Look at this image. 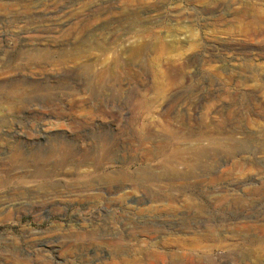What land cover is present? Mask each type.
<instances>
[{"label":"rangeland","instance_id":"374dc122","mask_svg":"<svg viewBox=\"0 0 264 264\" xmlns=\"http://www.w3.org/2000/svg\"><path fill=\"white\" fill-rule=\"evenodd\" d=\"M36 78L35 107L0 101V264H264V0H0V96Z\"/></svg>","mask_w":264,"mask_h":264},{"label":"bare ground","instance_id":"6f19581e","mask_svg":"<svg viewBox=\"0 0 264 264\" xmlns=\"http://www.w3.org/2000/svg\"><path fill=\"white\" fill-rule=\"evenodd\" d=\"M2 10V9H1ZM97 11V10H96ZM3 12V11H2ZM7 13V12H6ZM6 13H4L5 15H6ZM8 13H9V11H8ZM20 13V12H19ZM21 13H23V12H21ZM25 13V12H24ZM259 14V13H258ZM253 15V14H252ZM32 16V15H31ZM263 16V15H262ZM94 17V16H93ZM29 18V17H28ZM55 18V16L54 15H50L49 17H47L46 19L47 20H53ZM34 19V18H33ZM45 19V18H44ZM43 19V20H44ZM58 19V18H57ZM29 20V19H28ZM31 20V19H30ZM30 22V21H29ZM87 22V21H86ZM89 22V21H88ZM90 23V22H89ZM68 25L66 22H64V23H61V24H57V25H51L50 27H46L45 28V31L44 32H46V33H51V32H56L57 31V29H59L60 27H63V26H65V25ZM87 24V23H86ZM86 24H85V26H83V28L84 27H86ZM88 25V24H87ZM17 30H19V29H23L22 27H17L16 28ZM34 29H37V27H35ZM86 29V28H85ZM89 30V29H88ZM42 31V30H41ZM40 31V32H41ZM83 31H85L84 29H83ZM84 33V32H83ZM87 33V32H86ZM88 34V33H87ZM86 35V34H85ZM89 35H92L93 36V33L92 34H89ZM145 35V34H144ZM91 39V38H90ZM137 39V38H136ZM137 41V40H136ZM144 45H142V41H140L139 43L137 42L136 43V45L135 46H133V47H131L130 49H129V52H130V55H131V57L133 58V59H136V58H139L141 55H142V52L144 51ZM128 52V51H127ZM76 58L78 59V57L76 56ZM73 60H75V58H73ZM138 60V59H137ZM133 61V60H132ZM99 62V61H98ZM97 62V63H98ZM131 62V61H130ZM92 64V63H91ZM91 64H83V65H80L79 66V70H80V74H86V76H88V79H87V81H85L86 82V90L89 92V93H91V92H93L94 90H96V92H97V89H104V87H105V85L109 82V80L112 78V76H113V71L115 70V69H123V62H121L120 60H119V58H114L113 60H112V62H111V64H109V65H107L106 66V68L104 67L103 68V65H100V63H98L97 64V66H99V67H97V69H95L94 67L96 66V65H91ZM63 65V64H62ZM94 68L95 69V71L93 70V72L91 73L90 72V70L92 71V69L91 68ZM41 68V67H40ZM19 71V70H18ZM44 71L45 70H39V72L37 73V75L36 76H34V78L35 77H42L44 74ZM79 72V71H78ZM89 73H91V74H89ZM111 74H112V76H111ZM46 75V74H45ZM83 76H85V75H83ZM135 76V75H134ZM138 77V75H137V73H136V76L134 77L135 79H138L137 78ZM140 77V76H139ZM33 78V77H32ZM117 79V78H116ZM134 79V80H135ZM42 80H43V77H42ZM84 80H86V79H84ZM14 81V80H13ZM47 81V80H46ZM17 84L16 85H14L13 86V90L12 91H8L7 93H5V95L4 96H0V101H1V103H4L5 105H7V106H9V105H12L13 104V102H17V103H21V106H24V109L26 108V107H28L29 105L31 106V104H32V106L33 107H35L33 104H34V102H36V101H38V100H40V99H44V96L45 95H43L42 96V94H41V92L42 91H47V88L46 89H43L41 86H40V84H41V81H40V79L38 80V78H36V80L35 81H20L19 83L17 82V81H15ZM44 83V82H43ZM13 84V83H12ZM11 84V85H12ZM15 84V83H14ZM43 86H44V84H42ZM47 85V84H46ZM11 87V86H10ZM47 87H48V85H47ZM9 89V88H8ZM1 90V89H0ZM103 90H101V92H102ZM104 91H106V90H104ZM95 91H94V93H96ZM98 93H100L99 91H98ZM104 93V92H103ZM50 95H52V94H50ZM95 95V94H94ZM96 95H97V93H96ZM100 95H101V93H100ZM101 96H104V95H101ZM49 97V96H48ZM52 97V96H51ZM92 97V96H91ZM97 97V96H96ZM47 98V97H46ZM51 100V99H50ZM55 99H54V97H53V101H54ZM52 101V102H53ZM56 101V100H55ZM39 102H42V101H39ZM51 102V101H50ZM85 102L86 101H84V99H83V101H81L80 103H83L84 105H85ZM44 103V102H43ZM73 104V103H72ZM79 104V103H78ZM37 105V104H36ZM84 105H81V104H79V105H71V104H69L68 105V107L65 109V110H67L68 112H71V111H73V110H76V108H78V112H80V114H82L83 115V113L85 112L84 110H85V107H84ZM62 107V106H61ZM1 108V107H0ZM12 108V107H11ZM65 108V107H64ZM30 109H32V108H30ZM30 109H29V111H30ZM35 109V108H34ZM26 110V109H25ZM28 110V109H27ZM43 110V109H42ZM77 112V113H78ZM75 113H76V111H75ZM177 154L175 155V157H173L172 159H169L168 161H167V163H166V165H167V168H168V170L170 171V174H173L176 178L177 177H179L180 179H184L187 175H189V174H191V173H189V171L187 172V174L186 173H179V172H177V170H178V168L180 167V166H183V169H191V167L193 168V167H196L198 164H199V162H200V159L202 160V156L204 157L205 155H207L208 154V150L205 148V147H203L200 143H198L196 146H188L187 148H185V149H183V150H177ZM215 153V152H214ZM164 167H165V163H164ZM165 169H166V167H165ZM195 170V169H194ZM184 171V170H183ZM191 171V170H190ZM194 171H192V173H193ZM41 173V172H40ZM166 173H167V171H166ZM169 173V172H168ZM169 174V175H170ZM194 175V174H193ZM192 176V175H191ZM170 177H171V175H170ZM173 177V176H172ZM174 177V178H175ZM193 177V176H192ZM189 178V177H188ZM194 178V177H193ZM250 196V195H249ZM240 199V198H239ZM38 203V202H37ZM37 203H35L36 204V206H32L33 207V209L35 210V211H38V208H37ZM239 203V202H238ZM39 204V203H38ZM44 204V203H43ZM234 204V203H233ZM248 204V203H247ZM40 205V204H39ZM249 205H251L250 204V202H249ZM45 206V205H44ZM48 206V205H47ZM47 206H46V208H47ZM247 206V205H246ZM40 207H42V206H40ZM252 207V206H251ZM43 209H45V207H43ZM249 209V208H248ZM202 210V209H201ZM42 211V210H41ZM41 215V214H40ZM207 238V239H206ZM206 238H204L202 241H213L214 240V238L212 239V238H208V237H206ZM196 240V239H195ZM200 240V239H199ZM198 240V241H199ZM194 241V240H193ZM192 241V242H193ZM201 241V240H200ZM218 241H225V239L224 238H221V239H219ZM35 244V243H34ZM40 244V243H39ZM178 245V248L179 247H181L182 249L186 246V243H184L183 241H176V243H175V245ZM193 245H194V247H199L200 246V242H193L192 243ZM176 245V246H177ZM175 246V247H176ZM20 249V248H19ZM18 249V247L16 248V251L19 253H21V251ZM184 249H188V250H190V248H184ZM94 250H92L91 248H86L85 249V254H84V258H83V263L82 264H94L95 263V260H94V258H93V256H92V252H93ZM184 252V251H183ZM186 252H189V251H186ZM159 253V252H158ZM185 253V252H184ZM144 254H146L147 256H149L150 258L149 259H151L150 261H151V263L152 264H156V259H159V258H161L162 256H160V255H162L161 253H160V255L159 254H157L156 255V246L155 247H153V250L151 249V250H147V251H145L144 252ZM184 255H182V257H183ZM184 258H185V256H184ZM183 258V259H184ZM186 259V258H185ZM181 260V259H180ZM187 260H188V258H187ZM183 261V260H182ZM14 262V261H13ZM16 262H18V261H16ZM14 264H20V263H14Z\"/></svg>","mask_w":264,"mask_h":264}]
</instances>
